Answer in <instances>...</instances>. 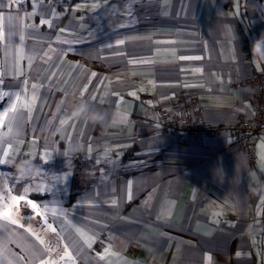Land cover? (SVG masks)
I'll list each match as a JSON object with an SVG mask.
<instances>
[{
	"label": "crops",
	"instance_id": "1",
	"mask_svg": "<svg viewBox=\"0 0 264 264\" xmlns=\"http://www.w3.org/2000/svg\"><path fill=\"white\" fill-rule=\"evenodd\" d=\"M262 32L264 0H0V151L26 197L0 264H264V133L252 161L170 120L183 94L209 126L251 116L231 82L264 75ZM82 101L108 121L74 118Z\"/></svg>",
	"mask_w": 264,
	"mask_h": 264
},
{
	"label": "built area",
	"instance_id": "2",
	"mask_svg": "<svg viewBox=\"0 0 264 264\" xmlns=\"http://www.w3.org/2000/svg\"><path fill=\"white\" fill-rule=\"evenodd\" d=\"M245 47L249 46L247 40H244ZM245 86L251 89L254 102V111L249 117L241 118L239 123L232 126H209L202 117L197 120L192 117L190 113V102L183 94L181 96L183 109L177 110L170 117L177 129L186 130L197 137H201L203 134L215 135L221 132H227L230 130L233 132L234 142L244 147L252 161H255V155L253 150V140L256 136L264 133V75L263 73L253 70L246 77L239 81L231 82V86Z\"/></svg>",
	"mask_w": 264,
	"mask_h": 264
},
{
	"label": "clouds",
	"instance_id": "3",
	"mask_svg": "<svg viewBox=\"0 0 264 264\" xmlns=\"http://www.w3.org/2000/svg\"><path fill=\"white\" fill-rule=\"evenodd\" d=\"M252 58L256 62H264V32L252 42ZM74 118H80L94 125L103 126L108 121V114L99 109H94L87 102L82 101L72 113ZM115 123L116 119L112 121ZM17 168L21 172H31L35 168V164L29 160H22L17 164Z\"/></svg>",
	"mask_w": 264,
	"mask_h": 264
},
{
	"label": "snow or ice",
	"instance_id": "4",
	"mask_svg": "<svg viewBox=\"0 0 264 264\" xmlns=\"http://www.w3.org/2000/svg\"><path fill=\"white\" fill-rule=\"evenodd\" d=\"M41 23L42 24H49V26H51L50 22L46 21V20H42ZM119 43H123V41H120ZM33 87L35 88L36 85H33ZM5 95H7V93ZM81 95H83V93H81ZM17 99H19V97H17ZM93 99H95V98H93ZM32 103H35V97L32 98ZM25 106H27V105H25ZM16 111H17L16 105L13 104L12 107L8 111H5L2 114H0V123H2L5 118H8L9 119V125L11 126L12 122L15 121L17 118L16 117ZM10 113L12 114L11 116L9 115ZM82 121H83V123L87 124L86 120L82 119ZM66 122L67 121H64L62 123H66ZM10 131H11V127H10ZM8 155L9 154L7 151H5L3 153L4 157H8ZM6 162H11V161H8L5 159H0V164L6 163ZM25 174H26L25 172L20 173V175H22V176ZM40 190H43V189H40ZM24 199H26L25 196H11L9 203L3 204L2 206H0V218H3L4 220L10 221L12 224L18 223V221L13 218L12 208L14 205H18V203ZM28 203L31 204L33 208H37V205L34 204L32 201H28ZM29 231H31V229H29ZM33 235H35V233H33ZM81 235L84 236L85 234L81 233ZM37 239L39 240V237H37ZM86 239L90 241V240L94 239V237H86ZM40 243L43 244L44 242L41 240ZM88 246L91 247V243H89ZM105 251L107 252L108 250L106 249ZM65 256L71 258V253L65 251ZM61 259H64V257H61ZM40 264H55V262L45 259V260H41Z\"/></svg>",
	"mask_w": 264,
	"mask_h": 264
},
{
	"label": "rangeland",
	"instance_id": "5",
	"mask_svg": "<svg viewBox=\"0 0 264 264\" xmlns=\"http://www.w3.org/2000/svg\"><path fill=\"white\" fill-rule=\"evenodd\" d=\"M3 153L4 151H0V159L8 160V157H4ZM8 161L11 162L0 164V206H2L5 203H9L11 196H16V194L15 195L13 194V190L15 192V190L18 188L19 185L18 184L19 177L16 176L17 175L16 172H14V170L11 169L13 168V166H11L12 164L10 163H12L13 160H8ZM24 202H26V200L20 201L18 205H14L13 207L16 209L20 207V205L21 206L25 205ZM19 211L28 212L29 210H19ZM12 212H13L12 214H14L18 212V210H12Z\"/></svg>",
	"mask_w": 264,
	"mask_h": 264
},
{
	"label": "trees",
	"instance_id": "6",
	"mask_svg": "<svg viewBox=\"0 0 264 264\" xmlns=\"http://www.w3.org/2000/svg\"><path fill=\"white\" fill-rule=\"evenodd\" d=\"M15 166H16V164H15ZM33 197H35V198H39V196H36V195H33Z\"/></svg>",
	"mask_w": 264,
	"mask_h": 264
}]
</instances>
